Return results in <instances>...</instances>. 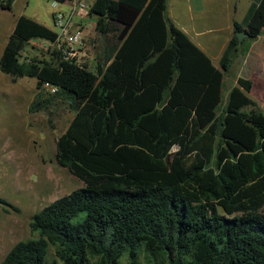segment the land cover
I'll return each instance as SVG.
<instances>
[{
  "label": "trees",
  "instance_id": "16d2710c",
  "mask_svg": "<svg viewBox=\"0 0 264 264\" xmlns=\"http://www.w3.org/2000/svg\"><path fill=\"white\" fill-rule=\"evenodd\" d=\"M249 1L232 30L254 40L264 0ZM165 5L92 0L93 29L114 35L94 71L55 51L21 62L24 44L56 34L16 18L0 73L35 80L29 114L54 97L67 104L72 116L54 158L81 186L32 214L36 237L13 244L0 264H46L49 248L61 264H136L142 254L155 264H264V112L249 95L252 82L237 78L217 112L238 42L230 38L215 67ZM10 6L0 0V9ZM45 83L56 92L44 96Z\"/></svg>",
  "mask_w": 264,
  "mask_h": 264
},
{
  "label": "rangeland",
  "instance_id": "374dc122",
  "mask_svg": "<svg viewBox=\"0 0 264 264\" xmlns=\"http://www.w3.org/2000/svg\"><path fill=\"white\" fill-rule=\"evenodd\" d=\"M87 1L90 3L92 0ZM174 1L171 9L166 3V14L170 9L171 17L176 20V27L185 29L184 34L193 43L209 49L213 45H219L227 36L228 31L224 27L225 9L217 1L213 2V6H202L194 0V4L198 6L193 4L195 13L190 20L181 11V0ZM11 3L9 15L0 13V49L11 25V16H24L40 25L53 28L48 0H11ZM242 4L238 1V8ZM93 20L91 19V24ZM85 30L83 49L76 57L79 63L94 71L96 61H101L108 47L114 43V35L109 33L102 36L89 24H86ZM201 31L203 33L200 36L194 35V32ZM52 51L51 46L32 40L23 45L19 60L48 61ZM235 71L234 63H231L223 74L221 101L217 112L225 107V91L230 89ZM42 92L44 96L51 95L43 88ZM35 93L34 79H12L0 73V198L17 209L14 211L0 205V261L13 244L36 237V234L30 235L27 227L32 214L81 186L66 168L57 165L54 158L55 139L66 128L72 116L71 111L64 101L54 97L48 109L29 114L27 107ZM257 103L264 112V104L262 107L260 100ZM176 150V146H171L169 153L172 155ZM262 212L264 213V208ZM46 264H61L55 259L51 248L47 251ZM118 264H128V260L122 257ZM136 264L155 262L142 254Z\"/></svg>",
  "mask_w": 264,
  "mask_h": 264
},
{
  "label": "crops",
  "instance_id": "0c3cea01",
  "mask_svg": "<svg viewBox=\"0 0 264 264\" xmlns=\"http://www.w3.org/2000/svg\"><path fill=\"white\" fill-rule=\"evenodd\" d=\"M198 1V5H210L213 6V2L217 1L218 3H220L221 6H224L223 9H225V13H226V21L224 23V27L225 29L228 31V34L226 37H224V40L221 41L219 43V45H213V47L215 48H206L203 49V46L201 44L198 43H194L201 51H203L211 60V62L213 63V65L215 67L218 68L219 65V61L220 58L222 56V53L227 45V43L229 42L230 38L233 37V30H232V22H237L239 23L249 4L250 1L249 0H197ZM238 1H241V3H243L242 5H240V7L238 8ZM175 1L174 0H169V2L167 0H165V3H168V5H170V9H171V4H173ZM12 4V3H11ZM194 0H181L180 2V6H181V11L184 15L185 18L189 19L193 16V13H195L193 10L194 8ZM198 5H195L196 7ZM50 7V5H49ZM11 9V6H10ZM166 9L167 6L165 5V17L171 22L173 23L175 26H177L176 20L171 17V14L169 13L170 9L168 10L167 14H166ZM202 11H199V13H201ZM0 13L4 14V15H9L11 12L10 10H3L0 9ZM50 19H51V8H50ZM11 25L8 27L7 29V36L10 34L13 26H14V22L16 20L15 16H11ZM91 19H94L93 16H91L89 19H87L85 21V25H84V29H83V33H86V24H89L93 27L94 25V20H93V24H91ZM1 18H0V22H1ZM52 23V21H51ZM178 27V26H177ZM48 28V27H46ZM50 29V28H48ZM179 29L185 33V29H182V27H179ZM53 31V28L50 29ZM207 30H211V29H207ZM203 31L201 32H194V35L196 37L200 36V34H202ZM88 34V33H87ZM84 39H85V35L83 34ZM187 36V35H186ZM87 37V36H86ZM36 41L42 42L44 40L41 39H34ZM6 41V40H5ZM32 41V40H30ZM5 44V43H4ZM2 45L1 49H0V54L1 51L3 49ZM234 63V66L236 68V71L231 79V87H233L235 85L236 79L237 78H242V79H246L249 80L250 82H252V88L251 91L249 93L250 97L257 103L258 100L261 101V105L263 107L264 104V28H262L260 30L259 35L254 39V40H249V39H243L241 40V42H238V44L235 46V48L230 52L229 54V64ZM229 66V65H228ZM230 87V88H231ZM229 89H227L225 92L228 94ZM226 94V97H227ZM258 104V103H257Z\"/></svg>",
  "mask_w": 264,
  "mask_h": 264
},
{
  "label": "built area",
  "instance_id": "2783aa9c",
  "mask_svg": "<svg viewBox=\"0 0 264 264\" xmlns=\"http://www.w3.org/2000/svg\"><path fill=\"white\" fill-rule=\"evenodd\" d=\"M7 0H1L5 2ZM51 21L56 37L53 42L42 41L52 47L63 59H74L79 63L76 55L83 49V29L85 21L89 19V2L87 0L49 1ZM43 89L54 94L56 88L43 84Z\"/></svg>",
  "mask_w": 264,
  "mask_h": 264
},
{
  "label": "water",
  "instance_id": "95a60500",
  "mask_svg": "<svg viewBox=\"0 0 264 264\" xmlns=\"http://www.w3.org/2000/svg\"><path fill=\"white\" fill-rule=\"evenodd\" d=\"M233 37H234L236 42H241V40L249 38L245 33L241 32V31H234Z\"/></svg>",
  "mask_w": 264,
  "mask_h": 264
}]
</instances>
